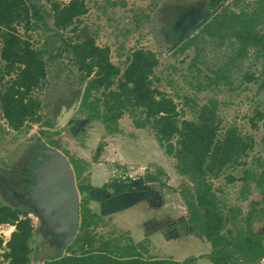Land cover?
Returning a JSON list of instances; mask_svg holds the SVG:
<instances>
[{
    "label": "rangeland",
    "instance_id": "374dc122",
    "mask_svg": "<svg viewBox=\"0 0 264 264\" xmlns=\"http://www.w3.org/2000/svg\"><path fill=\"white\" fill-rule=\"evenodd\" d=\"M40 2L45 9L49 8V4L44 0ZM84 2L87 11L79 17V26L86 27L96 45L109 48V59L120 70L127 63V56L133 49L142 48L154 52L157 64L150 76L151 85L172 98L179 111L178 118L196 120L199 107L209 99H215L221 126L232 125L241 134H252L254 145L243 158L244 163L228 168L210 180L218 198V205L228 217L222 229L223 233L228 236V231L234 234L237 228L244 226L243 218L250 210L252 214L257 215L251 219V230L264 236V200L261 199L258 189L249 179H238L232 183H226L224 180V174L241 178L243 170L256 172L264 162V87H258L260 61L253 57L254 52L251 49L242 59L229 61L231 49L227 46L228 41L219 44L218 40L209 39L204 34L197 37L195 44H189L181 51L176 50L180 45L176 42L181 28L192 11L207 14L210 19L222 5L226 4V7L235 11L241 7L250 10L253 0H237L235 6L232 5V0H227L213 9L206 7L205 0ZM47 22L51 25L50 18ZM17 31L34 47L41 45L45 35L40 28L23 32L22 28L17 27ZM197 33L198 29L192 35ZM72 34L73 32L63 31L65 37ZM59 44L60 42L56 41L52 48L48 47L51 52L44 53L47 58L46 81L42 87L33 91V95L42 102L39 122L30 123L27 127L14 131L7 128L0 112V203L16 207L26 212L30 218L33 226L32 240L29 243L32 249L29 253L30 264H43L44 260L55 258L63 237L60 233L48 231L38 209L29 202L30 183H20L23 179L19 173L22 156L26 153H31L34 157L42 154L39 149L45 146L41 144L45 143L51 147L49 140L56 142L55 149L67 160L72 157L79 161L81 172L79 178L75 179L76 184L86 181V175L90 171L101 176L107 171L110 179L112 177L121 181V194L113 193L103 209L101 203L95 199V194L89 196L87 207L94 215L88 227L90 233L96 234L97 237L102 236L103 239L118 240L120 244H125L128 239L134 242V237L140 239L138 242L147 250L143 256L162 258L165 257L163 253H170L178 258L194 256V246H191L194 239H199L205 244L202 246L199 243L198 250L208 254L211 249L209 242L201 236L200 229L187 219L188 213L183 198L186 197L185 187H192L188 178L175 171L174 159L158 147L154 132L149 126L135 128L131 119L124 113L118 119L119 132H110L100 121L88 120L84 111H78L84 83H79L80 73L63 52L51 58L58 50ZM224 62H227L224 67L227 81L222 80L217 84L196 88L207 81L205 73L210 74V69ZM244 72L253 73L256 79L245 81L242 78ZM72 105V113L59 123L60 108L63 107L65 111ZM257 112L263 115L255 121L256 127L252 128L249 118ZM133 113L136 118L141 116L138 109ZM46 121L47 123H44ZM34 161L36 162L35 159ZM103 164L107 166L104 167ZM70 165L73 170L71 163ZM146 176L154 177V180L147 181ZM27 178L30 179V175ZM131 179L141 181L142 184L132 185ZM21 186L24 187L23 193L21 198L16 199L15 195L19 196ZM142 186H148V191ZM113 188L117 189L115 186ZM133 191L136 192L135 197L132 196ZM78 195L80 200L82 194ZM145 199L149 200V205ZM236 208L239 212L235 211ZM259 208L262 213L258 212ZM165 222H168L167 226ZM161 225L163 235L173 234L186 242L171 241L168 245L156 242L154 245L146 237L143 238ZM12 229L8 224L0 225V236L4 241ZM78 233L77 228L73 238ZM161 237L160 235L159 238ZM153 239L157 240L156 235ZM68 245L60 255L67 253ZM228 261L230 264H264V255L256 261L247 262L242 260L238 253H232Z\"/></svg>",
    "mask_w": 264,
    "mask_h": 264
},
{
    "label": "trees",
    "instance_id": "16d2710c",
    "mask_svg": "<svg viewBox=\"0 0 264 264\" xmlns=\"http://www.w3.org/2000/svg\"><path fill=\"white\" fill-rule=\"evenodd\" d=\"M44 1L49 4L48 9L43 7L40 0H0V112L7 128L18 131L41 119L42 102L33 95V91L46 81L47 58L44 53H50L48 47L52 48L59 41L58 50L51 58L63 52L80 73L79 83H84L78 111H84L88 120L100 121L110 132L118 131L117 120L124 113L135 128L149 126L163 152L174 159L175 171L188 178L192 187H185L186 197L183 198L187 219L200 229L201 236L209 242L211 249L207 257L214 264H230L228 259L232 253H238L247 262L256 261L264 255V236L251 230V219L257 215L250 210L243 218L244 226L237 228L234 234L228 231L230 239L223 233L228 217L218 205L210 180L224 170L244 163L243 158L254 145L252 134H241L232 125L221 126L215 99H209L199 107L196 120L178 118L179 111L172 98L151 85L150 76L157 64L153 51L133 49L120 70L111 63L109 48L96 45L86 27L79 26V17L87 11L84 0ZM205 1L206 7L213 9L227 0ZM236 1L232 0V5L235 6ZM49 18L51 25L47 22ZM17 27L22 28L23 32L40 28L45 33L41 45L32 46L17 31ZM64 30L73 34L65 37ZM200 34L218 40L219 44L228 41L227 46L231 49L229 61L242 59L249 49L253 50V57L260 61L258 87H264V0H253L250 10L241 7L235 11L226 4L220 6L198 29V33L181 42L176 50L181 51L185 46L195 44ZM226 64L224 62L210 69V74L204 75L207 81L196 88L227 81ZM242 78L245 81L256 79L250 72H244ZM137 109L141 116L136 118L133 112ZM262 115L257 112L250 117V127L255 128V121ZM49 144L56 147L53 140H49ZM68 161L77 180L80 175L77 159L70 157ZM259 166L256 172L243 170L241 178L224 174V180L232 183L238 179H249L264 200V162ZM146 180L152 181L154 177L146 176ZM119 183L121 181L117 180L114 195L122 191ZM135 183L141 181L131 182L132 185ZM104 187L105 184L98 187L95 194L102 209L109 197L113 196H103L100 191ZM76 188L82 194L77 227L79 233L66 247L67 253L46 259L43 264H191L195 260L194 256L182 261L143 256L147 250L140 242L133 243L128 239L125 244H120L118 240L103 239L90 233L88 227L94 215L87 207V200L89 191L94 187L77 183ZM132 193L135 197L136 192ZM235 211L239 212V209ZM258 212L262 213V209L259 208ZM1 224H8L13 229L5 241L0 236V264H30L29 253L32 249L29 243L33 226L27 213L0 203ZM70 250L72 252H68Z\"/></svg>",
    "mask_w": 264,
    "mask_h": 264
},
{
    "label": "water",
    "instance_id": "95a60500",
    "mask_svg": "<svg viewBox=\"0 0 264 264\" xmlns=\"http://www.w3.org/2000/svg\"><path fill=\"white\" fill-rule=\"evenodd\" d=\"M208 20L207 14H192V21L181 29L176 44L190 37ZM73 105L64 111L60 108L61 121L72 113ZM58 124V123H56ZM40 147L35 165L29 170L32 183L29 185V202L38 209L48 231L63 235L55 258L70 243L79 223V195L69 161L53 146ZM49 233V232H48Z\"/></svg>",
    "mask_w": 264,
    "mask_h": 264
},
{
    "label": "crops",
    "instance_id": "0c3cea01",
    "mask_svg": "<svg viewBox=\"0 0 264 264\" xmlns=\"http://www.w3.org/2000/svg\"><path fill=\"white\" fill-rule=\"evenodd\" d=\"M124 115V114H123ZM122 115V116H123ZM121 116V117H122ZM120 117V118H121ZM117 128H118V131L116 133L119 132L120 130V127L118 126V120H117ZM47 145V144H46ZM48 146V145H47ZM158 147H159V144H158ZM160 148V147H159ZM79 163V161L77 162V164ZM107 166V164H103V166ZM104 166V167H105ZM99 169V168H97ZM96 171V169H94ZM100 170V169H99ZM81 172V171H80ZM105 174H102V176L99 174V175H96L94 174V172H88V174L86 175L87 176V180L82 182L84 184H89L91 185L92 187H94V190H90L89 191V196H91L92 194H96V192L98 191L97 188L100 187L101 185L105 184V187L104 189H102L100 191V193H102L103 196L105 197H109L110 195H112L114 193V188L113 186L115 187H118V184H117V180H114L112 177L110 179V174L107 172V171H104ZM80 176V175H79ZM132 180V179H131ZM138 184H142V183H138ZM143 189H147L148 191V186H142ZM111 188V189H110ZM116 192V191H115ZM149 205L150 202L146 201ZM143 205L145 206V203L143 202ZM166 223V226H167V223L168 222H165ZM165 223H164V226H165ZM145 225V224H144ZM162 225L160 226V228H158L157 230H153L151 231L153 228H149L151 230V233L148 234V235H145L143 238H147L150 240V242L154 245H156V242H159V243H163V245H168L171 241H180V240H183L181 237L177 238V237H174L173 234L169 235V234H165L163 235V231H162ZM160 231V232H159ZM156 235V239L157 240H154L153 237ZM162 236L161 238H159V236ZM153 236V237H152ZM164 236V237H163ZM166 236V237H165ZM142 238V239H143ZM160 239L162 242H160ZM132 240L134 241L133 243H136V241L138 242V240L140 239H136L135 237L132 238ZM185 241V240H183ZM186 242V241H185ZM199 243H201L202 246H204L205 244L200 240L198 239H194L193 242H191V246H194V251L195 253L193 254L194 257H195V260L191 263V264H214L206 255V252L204 251H201V250H198V245ZM207 248V246H206ZM147 253V251H146ZM165 257H162V258H171L173 260H176V261H182L183 259L189 257V256H185L183 258H178V257H174L172 255H170V253L166 254V253H163ZM149 257H152V256H149ZM152 258H157V257H152Z\"/></svg>",
    "mask_w": 264,
    "mask_h": 264
},
{
    "label": "flooded vegetation",
    "instance_id": "af4514ba",
    "mask_svg": "<svg viewBox=\"0 0 264 264\" xmlns=\"http://www.w3.org/2000/svg\"><path fill=\"white\" fill-rule=\"evenodd\" d=\"M194 13H197V12L192 11L191 13H189V17L182 27H184L186 24H188L190 21H192V14H194ZM34 165H35L34 156H31V153H28V154L26 153L22 156V158L20 159V166L21 167L19 166V168H20L19 173L22 174L23 179L21 180L20 183L23 184L24 181H28L30 184L32 183L31 178L29 179V178H27V176L29 175L30 168H32V166H34ZM21 187H22V190H21V192L18 193L19 196L15 195L16 199H19V197L21 196V193H23L24 187L23 186H21Z\"/></svg>",
    "mask_w": 264,
    "mask_h": 264
}]
</instances>
